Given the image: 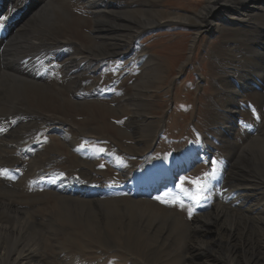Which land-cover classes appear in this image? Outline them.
I'll list each match as a JSON object with an SVG mask.
<instances>
[{
    "label": "bare ground",
    "instance_id": "obj_1",
    "mask_svg": "<svg viewBox=\"0 0 264 264\" xmlns=\"http://www.w3.org/2000/svg\"><path fill=\"white\" fill-rule=\"evenodd\" d=\"M206 1L198 14L171 16L166 22L154 0H0V264H108L109 250L119 249L140 253L141 264H171L164 259L174 250L171 246L183 241L185 228L187 239L199 240L208 237L206 226L215 230L219 253L234 254L227 261L239 264L241 254L235 252L243 251L238 249L244 244L221 245L226 233L244 241L242 231L237 232L240 224L224 217L232 212L241 220L248 210L263 213L264 186L247 181L252 168L245 174L230 162L216 198L208 205L204 201L205 208L197 206L191 221L177 208L189 209L192 195L187 192L178 191L174 206L142 197L174 181L181 163L193 154L183 159L185 144L181 153L162 156L157 148L162 130H149L148 92L159 70L145 51L136 52L134 43L144 31L178 22L217 32L227 28L213 22L226 15L230 24H243L228 40L222 66L228 76L219 92L220 119L212 130L219 146H238L229 138L243 111L250 119L247 103L264 109V92H251L253 77L263 75L257 27H264V0ZM130 53L133 57L124 61ZM132 65H140L138 81L131 79ZM246 131L240 140L249 146L242 153L250 149L262 155V136ZM205 149L211 152L205 144L194 152L203 160L210 154ZM233 193L232 201L221 202ZM252 199L260 202L250 209ZM161 249L166 256L154 260L153 253ZM252 259L244 261L261 264Z\"/></svg>",
    "mask_w": 264,
    "mask_h": 264
},
{
    "label": "rangeland",
    "instance_id": "obj_2",
    "mask_svg": "<svg viewBox=\"0 0 264 264\" xmlns=\"http://www.w3.org/2000/svg\"><path fill=\"white\" fill-rule=\"evenodd\" d=\"M155 2L157 3V5H155ZM154 3L155 4L152 5L154 6V9H156V11L160 13L159 17H161V19L166 22H170L167 20L172 19L171 16L192 17L198 14L207 4V1L154 0ZM220 15L224 16L226 14L220 13ZM226 16L227 17L223 19L224 21L217 20L213 22L216 25H221L223 28H227L222 29V31L205 32V30L200 31L188 23L182 24L178 22H172L165 26H155L154 28L144 31L141 37L134 43V45L137 47L136 52L140 50L145 51L148 55V58L155 61L154 64L158 66L157 69L159 70L157 80L154 86H152L150 89L152 91L148 92L149 106L147 108L150 116L149 119L151 122L149 130H162L160 135L161 145L159 144V146L157 147L159 149V152L161 151L160 153L162 154V156L171 158L172 155L174 156L178 153H181V146H184L186 144V153L184 154L183 159L187 157L190 152H193L194 154L189 156V158L186 159V162H182V164L186 165V170L184 171V173H179V177L177 176L178 174H176V179H173L175 181L170 182L169 180V182L165 183L166 185L164 184L165 186L163 185L164 188H169L172 190H175L177 187L178 189L181 187V189L185 193L187 192L192 195L191 202L189 203L190 207H188L189 209L181 208L180 206L177 207L179 210L182 209L184 219H187L188 221L192 220V217L196 213L197 206L206 205L205 203H207L209 197L211 196V191L214 190L213 195L216 198L219 191L218 186L225 182V173L231 165L230 162H233V164L235 163V171L238 170L244 172L245 174H247L246 171L248 169L252 168L254 173L248 171V175L250 176V178L247 179L248 183L253 186L256 185V183L264 186V150L262 155L259 153H254L250 149L246 150V152H244L243 154L242 150L246 149V146H249V143L246 142L244 145H241L240 140L241 134L244 133L243 135H245L247 132L246 130H248V134H255L254 137H257L259 135L262 136L263 141L259 143L258 148L262 146V149H264V109L258 106L255 102H249L247 103V106L249 105L248 114L250 115V119L248 118L247 120V114H245L246 111H243V113L240 115L241 117L238 116V119H240L239 121L241 122H236L233 125L235 126L231 129V131L233 132V136H231L229 140H233V142L237 141L236 143H238L237 145L239 147L234 145L226 150L224 147L219 146V141L216 140L217 135L212 134V130L216 127L220 119V117L218 118V115H216L218 113L217 111L221 101L219 92H221L220 89L222 83H224L225 78L228 76L222 70L223 63L225 62L224 58L227 54V43L231 37L235 36L238 28L241 31L245 27L243 24H230L229 17L228 15ZM101 18H103V16H101ZM155 19L156 18H154V20ZM247 27L245 29H249ZM258 28L260 31V35L257 41V47L259 46L261 48H264V27H257V29ZM197 36L198 38L196 39ZM194 40L196 41L194 42ZM192 43H194V47ZM134 53L127 54V56L129 57L125 56L124 61L128 62L129 58L131 59L133 57ZM262 57L263 59L260 58L258 61L261 60L263 64V75L260 76L261 78L259 77V79L256 78L257 76L253 77V79L255 80L254 91L251 92L255 94L264 92V51ZM144 61H146V59ZM146 63L147 61L142 62L141 64L145 65ZM136 68L134 65L130 67V70L133 69L135 71L133 75H131V79L133 81H138L141 73V71L138 69L140 68V65ZM221 72L224 74H222ZM234 87H236L237 89L241 88L237 81L234 82ZM238 99H241V101H243V99L245 100V96L244 98L238 97ZM241 118L244 121H242ZM216 119L218 120L216 121ZM246 122L247 129L245 127ZM152 139L153 137L150 138V142ZM152 142V145H157V143H154L153 140ZM204 144L210 146L211 152L205 149V151L209 152L210 154H208L206 157L204 156L205 159L202 160L199 152L194 151L197 148L204 146ZM187 148L191 149L189 150ZM174 150H177L178 153H175ZM154 151L155 148H153L151 152ZM233 152L236 154V156H232ZM239 154L240 157L238 158ZM225 160L228 163H226ZM20 165H22V162L18 164V166ZM242 165H244V167ZM183 169L185 168L183 167ZM252 177L254 179H251ZM160 191L161 190L158 189V192ZM158 192H156L155 194H157ZM165 192V194H170L171 196H163L161 194V196L163 197H157L156 195H154V197L157 198L156 199L153 197V195L150 194L149 197L146 198H148L149 200L156 199L158 201L166 199V203L174 206L173 204L176 191L171 192L165 190ZM236 196L237 195L233 193L231 199L225 198L221 202L223 204H227ZM222 197L223 195L220 197V199ZM205 198L207 201L205 200ZM195 200H197V202L194 203ZM257 200L258 199L250 200L248 207L250 209L255 208L256 205L259 204L257 202H260V200ZM204 201L205 203H203ZM257 209L258 208H256V210ZM261 213L262 211H258L255 212L254 215H259ZM251 214L253 213L248 210L245 216L246 220L244 218H242L241 220L233 218L232 212H229V215L224 217L226 219H229L230 222L231 220H233V224L237 223L238 225H241L236 227L237 232L239 231L240 233V231H242L240 234L244 241L231 239L229 234L225 232V242L222 243L221 247L225 249V244H244L245 246H240L241 248L238 249L241 250L245 247L243 251L235 252L238 255L241 254L239 255L240 258L237 260L239 264H246L244 260L250 259V257L251 259L253 258L252 260H259L261 264H264V241H262L264 239V211L262 213V216L258 218L254 217V215ZM205 232L209 233L208 237H204L205 239L189 240L187 239L186 227V235L183 231V235L181 237V240L183 241H178L179 244L177 243L175 246H171L174 247L175 251L173 250L172 252H170V255L168 256L169 258H165L164 260L171 264H205L206 261L211 264H229L227 260L234 254L224 252L219 253L220 247H218L219 245L214 242L215 238H213L215 236V230L213 231L211 227L206 226L203 233ZM229 239L230 241H228ZM249 241L252 242L248 243ZM120 243H122V241H120ZM204 244H206V247ZM170 245V241H167L165 243L164 248L166 249V252ZM158 247H160V244L158 245ZM109 251L108 264H118L120 261V264H141L143 260V257L140 253L134 252L133 254V252L127 249ZM166 252L164 253L163 249L155 251L153 253L154 260L161 261L166 256ZM213 253L216 254V256H214ZM157 264H159V262Z\"/></svg>",
    "mask_w": 264,
    "mask_h": 264
}]
</instances>
